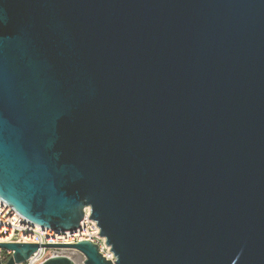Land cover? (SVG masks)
Segmentation results:
<instances>
[{"label": "water", "instance_id": "obj_1", "mask_svg": "<svg viewBox=\"0 0 264 264\" xmlns=\"http://www.w3.org/2000/svg\"><path fill=\"white\" fill-rule=\"evenodd\" d=\"M0 201L112 254L6 264H264V0H0Z\"/></svg>", "mask_w": 264, "mask_h": 264}, {"label": "built area", "instance_id": "obj_2", "mask_svg": "<svg viewBox=\"0 0 264 264\" xmlns=\"http://www.w3.org/2000/svg\"><path fill=\"white\" fill-rule=\"evenodd\" d=\"M88 216L89 212L87 210L83 221L80 223V229L74 233L55 232L27 222L0 201V244L71 245L81 241H91L98 245V239H103L98 235L99 229L96 224L90 221ZM71 252L74 251L40 247L24 264H42L45 260L57 256L71 258L69 255ZM11 257V251L0 249V264H6Z\"/></svg>", "mask_w": 264, "mask_h": 264}, {"label": "rangeland", "instance_id": "obj_3", "mask_svg": "<svg viewBox=\"0 0 264 264\" xmlns=\"http://www.w3.org/2000/svg\"><path fill=\"white\" fill-rule=\"evenodd\" d=\"M98 245H99L100 252L105 257H109V258L112 259V254L110 253L109 248H107L104 245V240L98 239ZM69 255L76 262V264H83L84 258H83V256L81 254H79L77 252H71Z\"/></svg>", "mask_w": 264, "mask_h": 264}, {"label": "bare ground", "instance_id": "obj_4", "mask_svg": "<svg viewBox=\"0 0 264 264\" xmlns=\"http://www.w3.org/2000/svg\"><path fill=\"white\" fill-rule=\"evenodd\" d=\"M87 211V210H86Z\"/></svg>", "mask_w": 264, "mask_h": 264}]
</instances>
